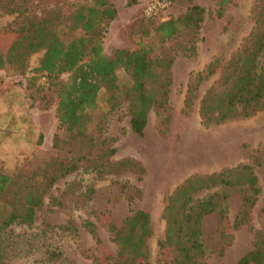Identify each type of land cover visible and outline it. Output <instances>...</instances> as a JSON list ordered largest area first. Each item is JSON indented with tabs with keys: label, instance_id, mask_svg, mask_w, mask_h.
<instances>
[{
	"label": "rangeland",
	"instance_id": "obj_1",
	"mask_svg": "<svg viewBox=\"0 0 264 264\" xmlns=\"http://www.w3.org/2000/svg\"><path fill=\"white\" fill-rule=\"evenodd\" d=\"M6 1L2 0V4ZM15 1L21 15L0 16V29L6 32L25 16L43 17L55 9L66 16L68 2L75 0ZM108 1L116 10L115 18L103 33L102 45L108 56L119 49L135 50L138 42L153 44V25L180 15L189 6L176 0L164 11L146 18L143 7L153 0H137L130 7L126 6V0ZM259 1L229 0L223 16L217 18L216 0H194L193 4L204 11L203 23L195 55L192 58L174 56L167 93L169 122L164 132L154 111L150 110L143 136H136L129 127L126 102L119 98L121 102L110 111L105 103L106 95L101 91L93 122L88 126L93 144L89 148L57 130L55 101L46 106L50 102L46 80H31L30 70L36 64L37 55L29 59L28 70L23 75L0 70V172L28 174L34 165L42 166L51 158L68 159L79 154H85L92 164L100 155H106L107 149L115 150L109 161L131 158L144 168L143 173L130 169L107 174L97 173L88 163L59 178L43 196L31 226L13 224L4 231L7 264L107 262L117 250L107 224L119 228L137 210L146 212L150 219L152 234L146 242L147 262L160 264L157 243L165 239L162 213L173 191L191 176L217 173L241 164L252 167L259 188L248 222L232 230L246 192L243 188L228 191L224 202L227 224L219 221L217 211L201 221L202 261L236 264L253 249L254 232L264 233V108L249 118L204 126L198 116V105L206 90L220 77L223 63L251 31V13ZM60 28L63 41L72 38L73 33L66 26ZM146 31L149 37L144 36ZM13 38V34H1L0 49L5 51ZM215 58L216 69L215 65L208 68L214 69V73L199 85L189 107L183 108L189 76L202 71ZM116 77L119 90L130 87L129 78L121 70L116 72ZM65 78L62 75L58 81ZM54 134L59 137L57 148L52 147ZM215 192L217 188L203 190L193 196V201ZM85 222L93 225L98 243L84 228ZM167 243L169 247L172 242Z\"/></svg>",
	"mask_w": 264,
	"mask_h": 264
},
{
	"label": "trees",
	"instance_id": "obj_2",
	"mask_svg": "<svg viewBox=\"0 0 264 264\" xmlns=\"http://www.w3.org/2000/svg\"><path fill=\"white\" fill-rule=\"evenodd\" d=\"M181 1L189 4L183 13L153 25V44L138 42L135 50L119 49L110 56L104 52L102 39L105 27L116 16V10L108 0L68 2L66 16L59 9L51 10L43 17L25 16L13 29L7 32L0 29V36L3 33L14 35L6 50L0 49V70L23 75L28 70L29 59L37 55L36 64L30 70L31 80H46L50 94L46 106L55 101L53 113L57 130L89 148L93 144L88 126L93 122L101 91L106 95L105 103L110 111L120 100L126 102L129 127L136 136H143L150 110L154 111L164 132L169 122L167 93L174 56L192 58L195 55L203 23V9L193 4L194 0ZM136 2L126 0V6ZM227 3L229 0H216L217 18L223 16ZM15 13L21 15L15 0H7L4 4L0 0V16ZM251 16V31L223 63L220 77L199 101L198 116L204 126L249 118L264 108V0L258 2ZM62 26L73 33L68 41L60 38ZM143 34L145 37L150 35L148 31ZM212 65L216 69V58L202 71L189 76L183 108L189 107L199 85L214 73V69L208 70ZM119 70L130 80L127 89L119 90L117 86L116 72ZM62 75L66 76L65 80L58 81ZM58 144V134H54L52 147L57 148ZM105 152L106 155H100L92 164L85 154H79L68 159L51 158L42 166L34 165L28 174L0 172V264H7L4 231L13 224L31 226L43 196L59 178L88 163L97 173L116 174L130 169L144 172L138 161L131 158L109 161L115 150ZM213 188L218 192L193 201L195 194ZM234 188H243L246 192L231 226L234 230L247 224L248 213L259 194L251 166L241 164L217 173L194 175L173 191L162 213L165 239L157 243L160 264H205L202 261L201 221L217 211L219 221L226 225L224 202L227 192ZM84 228L98 243L93 225L85 222ZM107 230L117 246L116 253L107 258V262L93 260L92 264H148L146 242L152 230L146 212L134 211L119 228L107 224ZM168 241L172 242L169 247ZM236 264H264L262 231L254 232L253 249Z\"/></svg>",
	"mask_w": 264,
	"mask_h": 264
},
{
	"label": "built area",
	"instance_id": "obj_3",
	"mask_svg": "<svg viewBox=\"0 0 264 264\" xmlns=\"http://www.w3.org/2000/svg\"><path fill=\"white\" fill-rule=\"evenodd\" d=\"M170 6L171 2L169 0H153L145 4L142 13L144 17L151 18L157 13L169 8Z\"/></svg>",
	"mask_w": 264,
	"mask_h": 264
}]
</instances>
